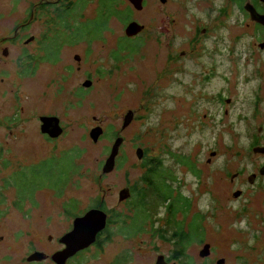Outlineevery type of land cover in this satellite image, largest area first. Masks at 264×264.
I'll use <instances>...</instances> for the list:
<instances>
[{"label": "rangeland", "instance_id": "rangeland-1", "mask_svg": "<svg viewBox=\"0 0 264 264\" xmlns=\"http://www.w3.org/2000/svg\"><path fill=\"white\" fill-rule=\"evenodd\" d=\"M60 1L64 3L69 0H0V35L13 34L14 27L28 19L29 12H35V17L29 30H24L25 33L30 32V35L40 37L47 25L52 26L54 31H49L53 33L58 30L57 27L63 29L64 26L53 19V8ZM123 1L121 8L127 5L132 7V12H128L131 20L144 25V29L135 35L138 37L135 39L137 41L126 39L127 23L121 17L113 16L100 38L91 41L82 38L72 44L65 42L62 44L59 62H56L57 58L53 55L51 61L41 60L43 63L40 69L38 67L33 74L41 85L38 86L36 79L26 84L31 90L29 110L38 108L37 111H56L62 116L67 133L54 151L53 142L44 140L32 125V138L13 147L14 153L18 152L26 162L24 169H16V175L8 178L9 184L18 185L17 179L23 174H28L26 177L31 180L33 172H30V166L26 163L36 161L39 157L47 158L44 169L48 172L57 173L56 169L63 162L67 166L66 176L70 181L63 193L59 194V191L48 188L49 184L42 175L34 202L32 198L26 197L23 208L12 205L17 192L23 195L21 188H17L15 192L10 185L3 190L6 199H3L4 203H0V211L3 212L0 214V264H11V255V262L14 264L17 261L28 264L21 261L30 249L26 232L38 233V236L43 234L45 241H40V246L47 251L58 246L55 241H47L46 237L52 235L54 239V236L63 234L72 227L74 217L65 212L64 206L73 215L83 214L88 209L97 207V200L103 199L105 210L111 211L108 215L110 218L122 213L127 215L129 199H120V190L133 185L142 187V162L151 157L161 159L174 175L173 179L168 178L174 193H181L190 200L187 214L180 212L177 219L187 224L195 214L203 216L202 236L205 242L211 244V258L225 257L227 264H264V233L260 235L259 248H252L255 244L253 234L259 226L264 230V224L259 220L255 221L247 209V188L242 198L228 200L231 188L225 181L226 170L235 171L242 167L247 170L251 165L248 158L250 135L255 129L257 131L259 117L253 120L255 126L245 118L250 112L252 89L257 88L262 77L258 72L249 82L238 80V88L233 91L237 97L231 106L228 120L233 121L232 126H227V120H224L222 125L215 127V134L205 135L203 143H200L201 137L197 141L196 135L186 137L182 117L187 101L180 85L182 73L177 70L179 67L175 65V74H170V78H156L167 68L166 36L162 32L173 29L178 36L175 40L181 47L184 45L182 37L186 24L184 22L174 28L169 27L167 15L170 12L166 11L167 7L161 6L160 0H144L141 9L134 7L129 0ZM43 2H51V5L44 9L40 7ZM97 7L98 0L89 2L81 12L82 19L95 16ZM57 38L58 41L63 40L61 36ZM118 41V48L131 47V53H124L119 59H113V47ZM30 47L34 48V43ZM158 47H161L160 51L157 50ZM76 55L80 56V60L75 58ZM70 64L80 66L79 70H68ZM253 66L262 68L263 63L256 61ZM50 80H54L53 85L48 83ZM87 80L92 81L90 86L83 85ZM151 85L159 87V92H154ZM224 92L227 93L225 89ZM6 101L9 103L7 99ZM0 103L4 105L3 101ZM131 109L136 113V118L123 129L124 117ZM98 125L103 127L104 134L95 142L90 136V130ZM118 134L124 137L118 156L121 159L124 157L125 163L120 165L116 159L114 170L105 174L102 168ZM138 147L145 149L143 159L138 158ZM213 150L216 152L213 153ZM66 151L72 152L68 158H62ZM80 151L82 154L78 156L76 153ZM184 155L194 162L196 171L181 162ZM213 157L215 158L211 161ZM74 163L77 170L69 168ZM160 173L166 183L165 177L170 173ZM166 185L170 187L167 183ZM214 192L218 198L212 196ZM219 198L216 205L215 200ZM159 202L158 208L152 209L151 201L146 198L148 220L144 223V230L136 233L135 226L130 224L126 232L132 236L127 237L116 233L115 223H108L112 240L101 248L92 247L75 264H111L120 253L126 255L125 264H156L160 255L169 259L175 245L167 238L173 230L166 227V232L169 233L160 237L166 226L162 221L166 208L162 201ZM141 206L144 210V202ZM28 212L30 213L27 214ZM155 226L160 231L156 232ZM102 235L105 238V234ZM1 236L4 237L3 240ZM202 248L203 245L194 241L189 252L195 257ZM185 260L183 257L171 264H185ZM37 264L54 263L39 261Z\"/></svg>", "mask_w": 264, "mask_h": 264}, {"label": "flooded vegetation", "instance_id": "flooded-vegetation-1", "mask_svg": "<svg viewBox=\"0 0 264 264\" xmlns=\"http://www.w3.org/2000/svg\"><path fill=\"white\" fill-rule=\"evenodd\" d=\"M160 2L161 6L167 7L166 11L170 12L167 15L169 27L174 28L176 25H182L184 22L186 24L183 31L184 37H182L184 45L181 47L178 46V41L175 40L178 36L175 35L173 29L170 30L171 28H169L162 32L166 36L167 68L161 75L156 77L170 78V74L172 76L175 74V70H173L175 65L177 64L179 67L177 70H180L182 73L180 85L184 89V99L187 101L184 117H182L184 119L186 137L191 138L196 135L197 141L201 137L200 143H203L206 138L205 135L215 134V127L222 125L224 120H227V126H232L233 121L228 122V120L231 114V106L236 101L237 95L233 91L238 88V80L249 82L258 72L262 77L257 88L252 89L253 96L249 101V105L251 106L250 112L245 118L246 121L254 125L253 120L259 117L257 131L255 129L250 135L248 158L251 165L247 170L245 167L237 168L235 171L231 169L224 170L227 171L225 181L231 188L228 192V200L242 198L247 188V209L255 221L259 220L264 224V22H262L264 20V1L160 0ZM255 10L259 15V20H256L254 17ZM34 17L35 12H29L28 19L14 27L13 34L0 35V97L5 105H0V165L2 167L0 172H3L0 175V203L5 202L3 200L6 199L4 198V191L11 185L8 178L16 175V169H24V162L26 161L23 157H20L21 155L18 152L17 154L14 153L13 147H15L14 145H20L23 140L29 137L32 138L31 126L34 125L37 133L44 140L53 142L52 149L54 151L58 149V142L67 133L62 116L56 113V111H37L38 108L33 111L29 110L28 99L30 98L31 90L28 89L26 84L32 79H36L33 74L37 72L38 67L40 69V65L43 63L41 60L51 61V55H53L57 58L56 62H59L61 60L60 51L63 48L62 45L52 41L60 36L56 34L62 30L60 27H57L58 30L53 33L49 31V29L54 31L52 26L47 25L46 30L43 31L40 37H37L35 34L30 35V32L25 33L24 30L26 28L29 30V25L34 21ZM187 29L188 31L186 32ZM159 42L162 43V40L159 39ZM33 43L34 48H31L30 46ZM118 46L117 42L116 46L113 47V59L115 54L121 50ZM157 50L160 51L161 47H158ZM124 53L129 52L122 50L120 55ZM156 54L160 55V52ZM75 58L80 60L79 55H76ZM256 61L263 63V67L253 66ZM79 68L80 66L77 65L75 67L74 64H70L67 67L71 71H78ZM36 80L38 86L41 85L39 79ZM53 81L50 80L48 83L53 85ZM151 86L154 92H159V87L155 88L156 86ZM224 89L227 93L224 92ZM25 101H27V104H25ZM48 117H57L62 129L56 126L52 118L48 120ZM135 118L136 113L134 115ZM207 130H210V132L207 133ZM58 132L60 134L56 135ZM212 152L216 151L213 150ZM143 157H145V149ZM46 159L45 157H39L38 160L26 163V165H29L30 172L34 171L33 175H36L46 162ZM168 178L173 179L174 175L166 176L167 183H169ZM216 182L214 181V183ZM219 182L222 183L221 181ZM11 187L17 192V187L14 183ZM170 187L172 186L170 185ZM35 190L37 191L38 188ZM209 190L213 191L212 188ZM130 196L125 200L129 199ZM212 196L218 198L215 196V192L212 193ZM146 198L147 196H145ZM22 200L17 194L16 198L12 200V205L23 208L26 200L23 203ZM219 200L220 198L215 200L216 205ZM32 201L34 202L33 199ZM102 201L104 202L103 199ZM64 209L66 213L74 217L73 222L77 216L83 215L86 212L73 215L72 211L67 210L65 206ZM102 209L105 210V208ZM105 211L108 215L110 214V211ZM2 213L0 211V214ZM171 218L173 217L170 216L168 210H164L162 221L166 226L160 237L163 234L165 236L169 233L166 232V227H170ZM108 223L109 216L106 228L98 233L96 241L69 257L65 264H75L76 260H79L80 256L90 251L92 247L101 248L104 244L110 242L112 234L104 232L108 228ZM188 227L187 224L185 228L187 232L189 231ZM72 228L73 224L65 233L59 234L56 237L54 236V239H52V235L46 237L47 241L51 243L55 241L58 245L51 251H47L40 246V241H45L43 234L38 236V233L26 232L25 235L29 236L27 244L30 249L21 258V261L28 264H37L39 261H49L57 264L52 259V256L66 247V244L61 239ZM154 229L156 232L160 231V228H157V226ZM200 230H203V227ZM263 233V228L259 226L258 230L253 234L255 244L252 248H259L260 235ZM102 234H105V238L102 237ZM107 236H109V239H107ZM168 237L171 240V236L169 235ZM3 239L4 237L1 236V240ZM102 239H106L105 242ZM100 241H102L101 245L99 244ZM197 242L203 246L207 243L203 237L199 238ZM191 245V243H186L183 248L179 247V250H173L169 259L163 255L164 261L167 264H171L185 257V264H214V260H216L215 264H217V261L221 258L226 259L224 264L228 262L225 257L213 259L211 258V254L202 256V249L199 255L197 256L196 254L194 257L189 252ZM34 252H43L46 254V257L39 260H29V256ZM11 256L9 257V263L14 264V262H11ZM125 261H127L126 255L120 253L111 261V264H125ZM16 264H20V262L17 261Z\"/></svg>", "mask_w": 264, "mask_h": 264}, {"label": "trees", "instance_id": "trees-1", "mask_svg": "<svg viewBox=\"0 0 264 264\" xmlns=\"http://www.w3.org/2000/svg\"><path fill=\"white\" fill-rule=\"evenodd\" d=\"M91 1L93 0H69L68 2L64 3H62V1L57 2V6L53 8V12L55 15H53L54 17H52L57 21L58 24L64 26V28L60 30L59 33H56L59 34L61 38H63V40L58 41V38L56 37L52 41L58 43L59 45H62L65 42L72 44L76 41H80V39L82 38H84L83 40L87 41L95 40L103 36L104 30L107 29L110 19L113 16L121 17L127 24L131 21L132 17L128 16V12H132V7L130 5H127L124 8H121L122 3L124 2L123 0H98V7L96 9L97 14H95V16L93 17L82 19L83 14L81 12L84 11L83 9L86 8L88 3ZM49 5H51V2H43L42 4H40V7L45 9V7ZM77 12H79V14H77ZM125 37L128 41H132L138 38L130 37L127 35H125ZM119 44L120 41H118V45ZM119 49L121 50L115 54L114 59L120 58V53L122 50H127L129 53H131V47H121ZM71 152L72 151H66L62 158H68ZM76 154L78 156H81L82 151ZM117 160L118 163L120 162V165H123L125 163L124 157L121 159V156H118ZM190 160L191 159H189V157L184 155L181 159V162L186 164L189 168H191V170L196 171V166L195 164H193L194 162ZM75 166L76 163L70 164L69 168H74V170H77ZM142 168L144 169V173L141 177L142 187L137 188L136 185L130 186L131 196L129 198V201H127L129 202V205L127 206L129 212L127 213V215L122 213L113 215L111 218L109 217V224L115 223L114 226H117L116 233L125 234L127 237L132 236L129 232H126L127 230H129L128 226H130V224L135 226L136 233L145 229V221L148 220V210L146 208L145 199V196H147L148 201H151L152 209L158 208L160 204L159 201H162L170 216L174 218L173 221L171 220L172 226L170 227L173 231L170 236L171 241L175 245V250H179V247L183 248L186 243L192 244L194 241L202 238V235L204 233L203 230H200V228L202 227V215L195 214L191 218V220L187 223L189 226L188 232L185 230L187 224L183 220L181 221L177 219L180 212L184 215L187 214L186 212L190 208V200H188L181 193L175 194L172 187H167V182H164L162 178L163 175L160 172H167L170 173V175L171 172L165 167L162 160L154 157L145 159V161L142 162ZM56 170H58L57 173H55V171L48 172L46 169H44L43 165L40 171H38L36 175H33L31 180L26 177L28 174H23L24 176H20L19 179H17V182L19 184L17 185L15 183V186L17 185L16 187L21 188V190L23 191L22 196L19 192H17L18 196L23 199L22 203L26 200V197L32 198L34 196L36 191L35 189L40 187L42 175L44 176V178H46L45 180L46 183L49 184V188H54L55 190H57V192L59 191V194H62L65 187L70 181L69 177L66 176L67 166L63 162H61ZM167 184L170 186L169 183ZM143 202L145 211L141 206ZM95 206L106 209L105 203L102 200H97ZM104 232L112 234L111 230L109 231L108 228ZM161 236H164V234ZM107 239H109V236H107ZM168 239H170V237ZM105 240L106 239H102V241L104 242ZM102 241L99 242L100 245Z\"/></svg>", "mask_w": 264, "mask_h": 264}, {"label": "water", "instance_id": "water-1", "mask_svg": "<svg viewBox=\"0 0 264 264\" xmlns=\"http://www.w3.org/2000/svg\"><path fill=\"white\" fill-rule=\"evenodd\" d=\"M136 8L141 9L143 8V1L144 0H129ZM264 1V0H262ZM256 12V10H255ZM254 17L256 20H259L258 13H254ZM264 22V20L262 21ZM144 29V25L140 24L137 21H130L126 27H125V34L127 36H135L139 32H141ZM91 80H87L83 83L84 86H90ZM135 112L134 110H129L127 114L124 117L122 128H126L134 119ZM52 118V120L56 123V126L61 128L59 124V120L57 117H48L47 119ZM104 130L103 127L98 125L96 127H93L90 130V136L93 139V141H98L100 136L103 134ZM60 132H58L56 135H59ZM124 141V137L122 135H118L111 147L110 155L105 160V163L102 168V172L107 174L108 172H111L115 168L116 159L119 155V151L121 148V145ZM259 151V150H257ZM137 154L138 158L142 159L144 156V149L142 147L137 148ZM130 188L125 187L122 190H120V199H126L130 196ZM108 220V214L105 210L99 207H92L88 209L83 215L77 216L73 222V228L66 233L62 237V242L66 244V247L56 252L52 259L57 264H65L66 260L73 256L76 252H78L81 249H84L88 246H90L92 243H94L97 239V235L100 231H102L106 225ZM211 252V244L206 243L202 250L201 255L207 256ZM46 257V254L43 252H34L32 255L29 256V260H39ZM225 259L221 258L217 261V264H224ZM156 264H167V262L164 261V256H160L157 260Z\"/></svg>", "mask_w": 264, "mask_h": 264}]
</instances>
